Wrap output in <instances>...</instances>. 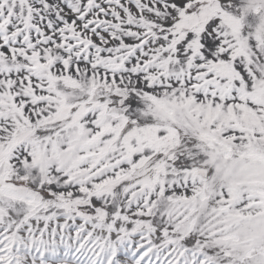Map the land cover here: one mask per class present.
Here are the masks:
<instances>
[{
  "label": "snow or ice",
  "instance_id": "obj_1",
  "mask_svg": "<svg viewBox=\"0 0 264 264\" xmlns=\"http://www.w3.org/2000/svg\"><path fill=\"white\" fill-rule=\"evenodd\" d=\"M0 264H264V0H0Z\"/></svg>",
  "mask_w": 264,
  "mask_h": 264
}]
</instances>
